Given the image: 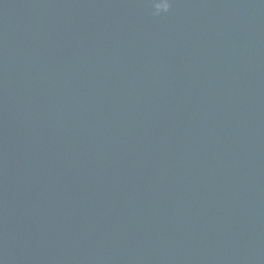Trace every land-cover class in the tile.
<instances>
[{
  "label": "water",
  "instance_id": "obj_1",
  "mask_svg": "<svg viewBox=\"0 0 264 264\" xmlns=\"http://www.w3.org/2000/svg\"><path fill=\"white\" fill-rule=\"evenodd\" d=\"M0 264H264V0H128Z\"/></svg>",
  "mask_w": 264,
  "mask_h": 264
}]
</instances>
